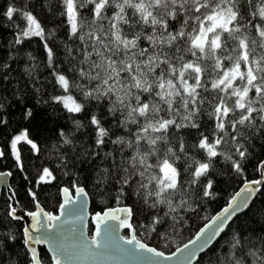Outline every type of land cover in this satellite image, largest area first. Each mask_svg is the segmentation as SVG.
<instances>
[{
    "label": "snow or ice",
    "instance_id": "obj_1",
    "mask_svg": "<svg viewBox=\"0 0 264 264\" xmlns=\"http://www.w3.org/2000/svg\"><path fill=\"white\" fill-rule=\"evenodd\" d=\"M0 185V264H264V0H0Z\"/></svg>",
    "mask_w": 264,
    "mask_h": 264
},
{
    "label": "water",
    "instance_id": "obj_2",
    "mask_svg": "<svg viewBox=\"0 0 264 264\" xmlns=\"http://www.w3.org/2000/svg\"><path fill=\"white\" fill-rule=\"evenodd\" d=\"M0 188H3V185H0Z\"/></svg>",
    "mask_w": 264,
    "mask_h": 264
},
{
    "label": "trees",
    "instance_id": "obj_3",
    "mask_svg": "<svg viewBox=\"0 0 264 264\" xmlns=\"http://www.w3.org/2000/svg\"><path fill=\"white\" fill-rule=\"evenodd\" d=\"M216 210H218V209H216Z\"/></svg>",
    "mask_w": 264,
    "mask_h": 264
}]
</instances>
